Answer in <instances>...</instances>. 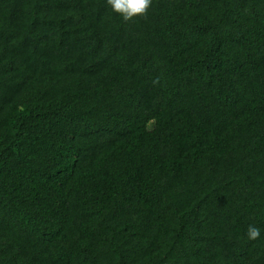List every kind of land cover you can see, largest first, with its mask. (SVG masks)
<instances>
[{
  "label": "trees",
  "instance_id": "trees-1",
  "mask_svg": "<svg viewBox=\"0 0 264 264\" xmlns=\"http://www.w3.org/2000/svg\"><path fill=\"white\" fill-rule=\"evenodd\" d=\"M0 264H264V0H0Z\"/></svg>",
  "mask_w": 264,
  "mask_h": 264
},
{
  "label": "clouds",
  "instance_id": "clouds-1",
  "mask_svg": "<svg viewBox=\"0 0 264 264\" xmlns=\"http://www.w3.org/2000/svg\"><path fill=\"white\" fill-rule=\"evenodd\" d=\"M106 5L112 12L118 14L124 22H128L136 17H145L152 5V0H106ZM260 235L261 230L258 227L255 225L248 226L246 230L248 241L257 240Z\"/></svg>",
  "mask_w": 264,
  "mask_h": 264
}]
</instances>
